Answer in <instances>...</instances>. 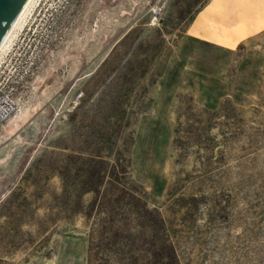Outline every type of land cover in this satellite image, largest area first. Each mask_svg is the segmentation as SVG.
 <instances>
[{
  "label": "rangeland",
  "instance_id": "obj_1",
  "mask_svg": "<svg viewBox=\"0 0 264 264\" xmlns=\"http://www.w3.org/2000/svg\"><path fill=\"white\" fill-rule=\"evenodd\" d=\"M195 8L29 2L0 49V89L18 106L0 126V264L84 263L87 221L54 207L63 181L78 187L75 167L63 181L56 169L111 121H124L128 180L158 208L178 264H264V28L222 46L186 32ZM128 79L143 87L126 98ZM189 101L217 108L209 151L172 142Z\"/></svg>",
  "mask_w": 264,
  "mask_h": 264
},
{
  "label": "trees",
  "instance_id": "obj_2",
  "mask_svg": "<svg viewBox=\"0 0 264 264\" xmlns=\"http://www.w3.org/2000/svg\"><path fill=\"white\" fill-rule=\"evenodd\" d=\"M206 1L195 0V11ZM137 83L130 79L123 96L127 98L135 87H143ZM137 95L138 92L133 99ZM117 110L115 116L122 120L126 115L125 104ZM184 110V125L178 120L173 128V144L211 150L214 135L210 129L217 108L189 101ZM123 128L124 121L106 122L98 131L92 149L79 150L75 155L64 154L63 164L58 165L56 171L63 181L67 167L74 164L78 187H67L63 181L54 195L56 214L65 218L80 214L87 221L83 264H178L158 208L150 206L147 193L133 187L128 180L130 139L123 136ZM207 157L201 159L205 161ZM84 194H89L85 200Z\"/></svg>",
  "mask_w": 264,
  "mask_h": 264
},
{
  "label": "crops",
  "instance_id": "obj_3",
  "mask_svg": "<svg viewBox=\"0 0 264 264\" xmlns=\"http://www.w3.org/2000/svg\"><path fill=\"white\" fill-rule=\"evenodd\" d=\"M264 28V0H207L186 32L222 46H234Z\"/></svg>",
  "mask_w": 264,
  "mask_h": 264
},
{
  "label": "water",
  "instance_id": "obj_4",
  "mask_svg": "<svg viewBox=\"0 0 264 264\" xmlns=\"http://www.w3.org/2000/svg\"><path fill=\"white\" fill-rule=\"evenodd\" d=\"M24 0H0V40Z\"/></svg>",
  "mask_w": 264,
  "mask_h": 264
},
{
  "label": "built area",
  "instance_id": "obj_5",
  "mask_svg": "<svg viewBox=\"0 0 264 264\" xmlns=\"http://www.w3.org/2000/svg\"><path fill=\"white\" fill-rule=\"evenodd\" d=\"M18 109L16 101L8 92L0 89V126Z\"/></svg>",
  "mask_w": 264,
  "mask_h": 264
},
{
  "label": "bare ground",
  "instance_id": "obj_6",
  "mask_svg": "<svg viewBox=\"0 0 264 264\" xmlns=\"http://www.w3.org/2000/svg\"><path fill=\"white\" fill-rule=\"evenodd\" d=\"M30 1L31 0H24L22 6L20 7V9L18 10V12L16 13L14 19L12 20V22L10 23V25L6 29L3 37L0 40V49L2 48V46L4 45V43L7 41L10 33L13 31V28L19 23L20 17L23 14L24 10L26 9V7H27V5L29 4Z\"/></svg>",
  "mask_w": 264,
  "mask_h": 264
}]
</instances>
